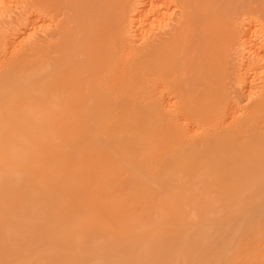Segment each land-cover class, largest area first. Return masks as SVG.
Wrapping results in <instances>:
<instances>
[{"label": "bare ground", "instance_id": "bare-ground-1", "mask_svg": "<svg viewBox=\"0 0 264 264\" xmlns=\"http://www.w3.org/2000/svg\"><path fill=\"white\" fill-rule=\"evenodd\" d=\"M0 1V264L218 259L169 222L264 181V0Z\"/></svg>", "mask_w": 264, "mask_h": 264}, {"label": "rangeland", "instance_id": "rangeland-1", "mask_svg": "<svg viewBox=\"0 0 264 264\" xmlns=\"http://www.w3.org/2000/svg\"><path fill=\"white\" fill-rule=\"evenodd\" d=\"M1 2V1H0ZM12 11H13V9H12ZM12 11H10V12H8L9 13V15L11 14V15H13L14 14V12H12ZM7 13V14H8ZM2 18H1V16H0V20H1ZM0 26H1V21H0ZM234 55H236L235 53H234ZM234 58V59H233ZM233 58H232V61H231V65H230V70H231V74H232V77L234 76V77H236V75L237 74H235L234 75V73H238V71H237V68H238V66H240L241 64V62H240V59L238 58V56L236 55V56H233ZM235 59H237V60H235ZM239 59V60H238ZM236 61V62H235ZM238 61V62H237ZM232 62H234V64L232 63ZM238 64V65H237ZM232 67H233V69H232ZM235 70V71H234ZM234 79H231V82H230V86L229 87H231L232 86V88H230V90L232 89V92H233V89L234 88H236V89H234V92H233V94L234 95H236V93H237V95H239V97L236 95V97H238V98H240L241 97V94H239L240 92H241V90H240V88L238 89V85H236V82L234 81ZM235 83V84H234ZM232 84V85H231ZM236 85V86H235ZM234 87V88H233ZM239 90H240V92H239ZM236 92V93H235ZM240 100H242V99H240ZM244 102H245V100H243ZM244 102H242L241 101V103L243 104ZM256 165L257 164H253L252 166H253V168H251L250 166L248 167H246L245 166V168L243 167L242 168V170H244V174L245 175H247L246 173H248V175L246 176L247 178H249L248 176H250L249 174H251L250 172H252L253 174H251V176H257L258 174L257 173H260L261 172V174H259L258 176H262L263 178H264V165H257L259 168H257V169H259V170H257V169H255L256 171L255 172H253L254 171V168H256ZM255 166V167H254ZM262 167V170L260 169ZM241 170V171H242ZM253 170V171H252ZM245 171H247L246 173H245ZM249 171V172H248ZM259 171V172H258ZM263 171V172H262ZM257 172V173H256ZM253 176V177H254ZM247 180V179H246ZM244 181V182H242V185H243V183H245V182H247V184L249 183V181L250 182H253L251 179H249V180H247V181ZM263 179H261V184H260V182H259V184L261 185V187H260V185L258 184V182H256V183H250V185L248 184V186H249V188H250V190H249V193H247L248 192V190H247V184H245V186L247 187H243V186H241V183H239L238 185L237 184H235V185H237L238 187H242V189L241 190H239L238 188L236 189V186L234 187V184H228L227 186L229 187V189H230V191L231 192H229V196L231 197L232 195H231V193L233 194L235 191H237L238 190V192H236V194L238 193V195H240V196H237V197H234V200H233V198L231 199L229 196H228V198H230V200H231V202H230V200L228 201V199H227V202L226 203H228V204H226L225 205V203H222V205L224 206V207H226V208H224L223 206V208H220V203H219V201L220 202H222L221 200H219L218 198V202H217V200H213V201H215V202H213V203H211V205L212 204H214L212 207H213V209L215 208V210H217V211H210V212H208V211H206V212H208L207 214H206V216L205 215H203L202 214V212H198V215H197V210H196V212L195 211H193V210H195V209H193L191 206L190 207H188V206H181V208H182V210H181V212L179 213V215H178V218H176L177 217V215H176V217L174 218V220L172 219V221L171 222H176V224H173V223H171V222H169L170 224V226H171V228L174 230V229H176L177 231H180L181 230V228H182V230L180 231V232H178V234L179 235H181V237L183 238V234H185V232H186V237H184L183 239L184 240H186V239H188L189 237H193V238H196V239H194L195 241L197 240V243H202L201 242V238L203 237V236H205V235H207L206 236V238L205 239H207V240H205V239H203L204 241H203V245H201L200 244V248H198V255L200 256V259H201V261H203L204 260V258L203 257H205L206 259L207 258H209L210 257V255H213V253L215 254V252H213V251H215L214 250V248H216L217 249V245H219L220 246V243L222 242V243H224L223 245L225 246V248H223L224 246L222 245L221 246V248L224 250V252H223V250L220 248V247H218V249L216 250V253L218 252V250H220L221 249V251H219L218 252V254H217V256H218V259H217V257L216 256H214L213 257V259L210 257V259H207L209 262H210V264H241L242 262V264H248L249 262V264H254V260H256V261H258L259 260V257L258 258H256V259H254L257 255L259 256H261V254H262V252L260 253V251H263L264 250V238L262 237V236H264V229H262V228H264V181H262ZM231 185H232V188H234V189H232L231 190ZM253 185V186H252ZM227 186H225V187H227ZM255 186V187H254ZM257 186V187H256ZM227 187V188H228ZM240 187V188H241ZM155 188L156 189H158L159 187H156L155 186ZM212 188H215V190H216V186L214 187H212ZM218 188V187H217ZM243 188H245V190L247 191V192H244L245 193V195L242 193V191H245V190H243ZM248 188V189H249ZM258 188V189H257ZM253 189V190H252ZM260 189V190H259ZM259 190V191H258ZM227 191H228V189H227ZM262 191V192H261ZM261 192V193H260ZM253 193V194H252ZM261 195H260V194ZM235 194V193H234ZM235 194V195H236ZM248 194V195H247ZM259 194V195H258ZM253 195V196H252ZM255 195H257V196H255ZM234 196V195H233ZM243 198H242V197ZM248 196H251V197H248ZM261 196H263V197H261ZM238 197H241V198H238ZM255 197V198H254ZM260 198H262L261 200H260ZM236 199H238V200H236ZM249 199V200H248ZM251 199H253V200H251ZM247 200V201H246ZM255 200H257L258 201V203H259V206L257 207L256 205H258V203H255L256 201ZM260 200V201H259ZM235 201H238V202H236V205L237 204H239V203H242L243 202V204H240V205H235ZM239 201H241V202H239ZM249 201V202H248ZM224 202V201H223ZM245 202V203H244ZM248 202V203H247ZM255 203V204H252V203ZM232 203L234 204V209H233V207H232ZM247 203V204H246ZM246 204V205H245ZM251 204V205H250ZM216 205H218V207H219V209H218V207L216 206ZM228 205H229V207H228ZM241 205H243L242 206V208L244 209H238V208H241L240 206ZM261 205V206H260ZM230 206L232 207V213L230 212L231 210L229 209L230 208ZM250 206V207H249ZM252 206V207H251ZM254 206H256V208H254L253 210H251ZM187 209V211H186V209ZM189 208H192L191 210L194 212V213H191L192 211L190 210L189 212H188V210H189ZM185 209V210H184ZM212 209V208H211ZM212 209V210H213ZM220 209H223L222 211H221V213H220ZM237 209V210H236ZM256 209V210H255ZM184 210V211H183ZM210 210V209H209ZM247 210V211H246ZM238 211H240V212H244V213H237ZM246 211V212H245ZM248 211H250V212H248ZM254 211H256V213L254 212ZM212 212V213H211ZM218 212H219V214H218ZM231 214H230V213ZM234 212V213H233ZM188 213H190V214H195L194 216H197V217H195V218H193V219H195V220H191V218L190 217H193V215L192 216H189L190 214H188ZM204 213V212H203ZM211 213V214H210ZM215 213H217V214H215ZM247 213V215H245ZM187 214H188V216H189V219H188V216H187ZM205 214V213H204ZM229 215V217H227L228 215ZM236 214V215H235ZM251 214H252V216H253V218L251 219L250 218V216H251ZM255 214V215H254ZM261 214V215H260ZM202 215V216H201ZM227 215V216H226ZM245 215V216H244ZM205 216V217H204ZM231 216V217H230ZM251 216V217H252ZM187 217V218H186ZM204 217V218H203ZM223 217V218H222ZM226 217H227V220H226ZM234 217V218H233ZM243 217V218H242ZM244 217H246V218H244ZM224 219H225V222H224ZM241 219V220H240ZM249 219V220H248ZM179 220V221H178ZM223 220V222H222V224H221V222L220 221H222ZM231 220V222L229 223L230 225H228V223H226V222H229ZM234 220V221H233ZM170 221V220H169ZM212 221V222H211ZM239 221V225H240V223H241V225H240V228H239V225H238V223H236V225L237 226H235V222H238ZM241 221H243V223L241 222ZM248 221V222H247ZM256 221H258V223L256 222ZM209 222H210V224H213V223H215V224H213V226L212 225H208L209 224ZM256 222V223H255ZM183 223V224H182ZM216 223H218V224H216ZM226 223V224H225ZM250 223V224H249ZM254 223V224H253ZM221 224V225H220ZM246 224H248L249 225V227L247 228V225ZM227 225V226H226ZM226 226V230H227V232H226V230L224 231V227ZM255 226H256V228H255ZM259 226H260V228H259ZM209 229V230H207V228ZM213 227V228H212ZM218 229H217V228ZM235 228L236 227V229H237V231H235V229L233 230V228ZM253 227V228H252ZM262 227V228H261ZM247 230H246V229ZM259 228V229H258ZM201 229V230H200ZM217 230V232H214V231H216ZM230 229H232L231 231H233V233H235V236L233 235V233H232V235L231 236H227V234H228V232L230 233ZM252 229V231H250V230ZM184 230H186L185 232H184ZM246 230V231H245ZM257 230V231H256ZM258 230H259V232H258ZM200 231V232H199ZM202 231H206L205 233L206 234H204L203 235V232ZM207 231H208V233H209V235H208V233H207ZM235 231V232H234ZM239 231V232H238ZM250 231V232H249ZM224 232H226V233H224ZM243 232H244V234H243ZM263 233V234H261V233ZM200 233V234H199ZM224 233V234H223ZM238 233V234H237ZM256 235H255V234ZM211 234V235H210ZM223 234V235H222ZM231 234V233H230ZM247 234V235H246ZM254 234V241L253 242H257L258 241V243L256 244V243H254V245H255V249H251V248H254L253 246L254 245H252V243L253 242H251V240H253V238H251L252 237V235ZM259 234V235H258ZM184 235V236H185ZM196 235V236H195ZM198 235V236H197ZM202 235V236H201ZM261 235V236H260ZM199 236H201L200 237V239L198 238ZM227 236V237H226ZM236 236H237V238H236ZM241 236H243L242 238H240ZM210 237H211V239H210ZM260 237V238H259ZM213 238V239H212ZM227 238H231L230 240H228ZM246 239V241H245V239ZM249 238V239H248ZM251 238V239H250ZM257 238V239H256ZM258 238H259V240H261V238H262V242L261 241H259L258 240ZM216 239V240H215ZM219 241H218V240ZM222 239H226L227 240V242L229 241L231 244H228L227 242H225L224 240H222ZM233 239V240H232ZM238 241H236V240ZM240 239H241V241H240ZM222 240V241H221ZM244 240V241H243ZM198 241H200V242H198ZM207 241V242H206ZM216 243H214V242ZM218 241V242H217ZM232 241V242H231ZM248 241H250L249 243H251V247L250 246H248L247 244H248ZM205 242V243H204ZM234 242V243H233ZM237 242V243H236ZM241 242V243H240ZM261 242V243H260ZM213 243V244H212ZM219 243V244H218ZM235 243H236V245H235ZM239 243H240V245H239ZM212 244V245H211ZM244 245V246H242V245ZM262 246H260V245ZM231 245L234 247H231ZM257 245H259L258 247H257ZM209 246V247H208ZM213 246V247H212ZM217 246V247H216ZM229 246H230V248H233L232 249V251H231V249H229ZM212 247V248H211ZM237 247V248H236ZM241 248V250H239L240 248ZM263 248L262 250H259V248ZM159 248V247H158ZM210 248V249H209ZM220 248V249H219ZM244 248H246V249H244ZM257 248V249H256ZM160 249H162V248H159V249H157V250H160ZM200 249V250H199ZM208 249V250H207ZM212 249H213V251H212ZM228 249V250H227ZM244 249V250H243ZM206 250V251H205ZM244 251L243 253L241 252V251ZM248 250H249V253H248ZM252 250V251H251ZM255 250V251H254ZM258 250H259V252H258ZM226 251H228V253L226 252ZM239 251V252H238ZM245 251L248 253H245ZM188 252V251H187ZM213 252V253H212ZM221 252V253H220ZM226 252V253H225ZM238 252V253H237ZM242 254H241V253ZM254 252V255L252 254ZM259 254H258V253ZM202 253V254H201ZM212 253V254H211ZM237 255H236V254ZM184 254V253H183ZM220 254V255H219ZM221 254H225L224 255V257H223V255H221ZM228 254V255H227ZM236 256H235V255ZM241 254V255H240ZM252 254V255H251ZM181 255H182V253H181ZM242 255H244V256H246V255H249V256H246V259H245V257L244 256H242ZM209 256V257H208ZM220 256H222L220 259H219V257ZM251 256V258H249ZM42 257H44V255L42 256ZM243 257V258H242ZM202 258H203V260H202ZM215 258V259H214ZM231 258H232V260L234 261V262H232V260H231ZM233 258H235V259H233ZM236 258H238V259H236ZM253 258V259H252ZM217 259V260H216ZM240 259H241V261H240ZM247 259H251L250 261L249 260H247ZM260 259H261V257H260ZM229 260H230V262H232V263H230L229 262ZM236 260V261H235ZM243 260V261H242ZM244 260H246V262L244 263ZM207 261V262H208ZM238 261V262H237ZM249 261V262H248ZM260 261V260H259ZM258 261V262H259ZM204 262H205V260H204ZM236 262V263H235ZM253 262V263H252ZM258 262H255V264H258ZM261 262V261H260ZM183 263V262H182ZM182 263H180V264H182ZM183 264H196V261L195 260H189V261H187L186 263H183Z\"/></svg>", "mask_w": 264, "mask_h": 264}]
</instances>
